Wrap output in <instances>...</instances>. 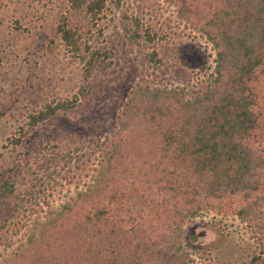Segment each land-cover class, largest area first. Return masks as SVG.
<instances>
[{
	"label": "trees",
	"instance_id": "1",
	"mask_svg": "<svg viewBox=\"0 0 264 264\" xmlns=\"http://www.w3.org/2000/svg\"><path fill=\"white\" fill-rule=\"evenodd\" d=\"M166 1L215 49L205 85L189 91L150 78L149 69L163 71L158 31L141 13L120 11L115 34L142 45L140 72L110 127L90 139L89 180L35 218L0 264H214L183 242L188 223L209 212L230 214L248 233L250 248L237 264H264V0ZM106 8L107 0L66 1L55 34L82 63L83 83L71 98L31 113L21 136L86 110L93 78L108 74L114 55L102 39ZM28 154L0 182L10 199L28 176L58 166L41 151ZM74 159L67 151L59 162L71 169ZM9 204L1 200L0 212Z\"/></svg>",
	"mask_w": 264,
	"mask_h": 264
},
{
	"label": "rangeland",
	"instance_id": "2",
	"mask_svg": "<svg viewBox=\"0 0 264 264\" xmlns=\"http://www.w3.org/2000/svg\"><path fill=\"white\" fill-rule=\"evenodd\" d=\"M66 1L0 0V182L22 167L30 157L28 152L38 157L41 151L58 165L28 176L15 199L0 193V202H10L0 212V255L20 243L35 218L58 207L89 180L96 158V143L90 139L110 127L124 92L140 72L142 45H132L115 34L120 11L141 13L157 29L154 46L163 71L148 70L155 81L192 91L205 85L214 64L212 44L182 19L170 2L121 0L117 8L114 0H107L100 22L102 39L112 46L114 55L108 74L93 78L96 92L86 110L62 115L21 136L31 113L46 103L71 98L83 83L82 63L55 34L56 20ZM20 136L24 137L21 144L13 145L11 139ZM75 147L79 148L76 152ZM67 151L75 157L71 169L62 166L64 160L59 162ZM183 242L198 261L210 258L214 264H237L250 248L248 233L238 220L216 212L190 221Z\"/></svg>",
	"mask_w": 264,
	"mask_h": 264
}]
</instances>
